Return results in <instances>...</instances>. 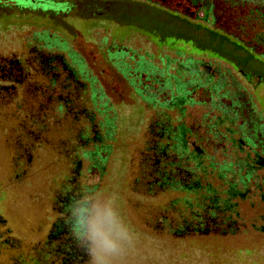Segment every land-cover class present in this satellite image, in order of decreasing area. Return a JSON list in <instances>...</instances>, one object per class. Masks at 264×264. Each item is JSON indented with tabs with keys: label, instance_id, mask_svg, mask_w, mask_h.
Returning <instances> with one entry per match:
<instances>
[{
	"label": "rangeland",
	"instance_id": "obj_1",
	"mask_svg": "<svg viewBox=\"0 0 264 264\" xmlns=\"http://www.w3.org/2000/svg\"><path fill=\"white\" fill-rule=\"evenodd\" d=\"M14 1L17 4L0 3V52L17 54L21 40L25 39L37 46L48 44L47 50L60 54L75 69L80 67L81 79L91 82L96 90L93 106L97 113L96 148L93 142L84 154L76 153L78 175L73 184L81 187L82 192L99 188L115 198L122 215L137 234L136 245L126 257V264H264V233L247 230L231 238H206L179 244L150 235L147 231L152 225L150 217L153 210L164 204V198L145 201L141 196L140 177L148 125L161 114L171 119L175 116L173 109H162L143 100L150 94L157 102L168 99L169 91L162 89L159 73L172 75L178 82L189 81L193 72L208 73L214 82L224 81L226 85L232 81L242 93V100L253 106V116L263 131L264 83L253 77L247 80L229 64L206 53H197L189 44L173 42L170 38L160 42L150 31L156 26L157 33L167 34L171 27H163L162 18L154 15L152 7H170L168 0L148 3L127 0L132 2L129 16L117 17L126 26L110 22L111 11L105 12L101 19L83 20L55 15L63 14L62 5L48 7L33 5L31 0ZM211 2L215 5L216 24L210 25V18L202 22L201 14L194 19L190 13L188 19L207 28L221 27L227 33L243 36L245 30L234 24L238 13L222 0ZM45 11L51 15L44 14ZM256 49L264 53V47L257 45ZM135 89L142 93H136ZM193 97L201 101L205 93L201 90ZM194 110L204 111L200 106ZM187 114L188 107H185L183 121L189 120ZM18 123L0 112V264H11L13 259L17 264H34L54 218L49 208L51 193L64 179L63 169L56 163L53 152L42 148L30 152L25 158L29 161L24 162L25 172L19 173L14 143L10 141ZM99 147L107 153H97ZM243 212L250 214L244 208Z\"/></svg>",
	"mask_w": 264,
	"mask_h": 264
},
{
	"label": "trees",
	"instance_id": "obj_2",
	"mask_svg": "<svg viewBox=\"0 0 264 264\" xmlns=\"http://www.w3.org/2000/svg\"><path fill=\"white\" fill-rule=\"evenodd\" d=\"M168 1L170 7L166 8L151 3L156 6L152 7L154 15L163 20V27H171L167 34L157 33L156 26L150 31L160 42L170 38L173 42L189 44L193 51L229 64L247 80L253 77L264 83V53L256 49L257 45L264 47V0H222L238 13L234 24L245 30V37L188 19L190 13L194 19L201 14L202 22L210 18V25L216 24L215 5L211 2L214 0ZM31 3L62 5L63 14L55 15L83 20L101 19L105 12L111 11L110 22L126 26L117 17L129 16L132 2L31 0ZM44 14L51 15L49 11ZM192 74L189 81L178 82L174 76L161 72L158 75L162 89L169 91L168 99L157 102L152 94L143 98L147 103L175 111L173 119L161 114L146 129L148 142L140 170L141 196L145 201L164 198V204L153 210L152 225L147 231L153 237L175 244L231 238L247 230L264 233L263 128L253 116V106L242 100V93L231 78V85H226L224 81L214 82L208 73ZM201 90L205 99H194L193 95ZM135 92L142 93L139 89ZM195 106L204 111L197 113ZM185 107H188V121H183ZM97 153L107 151L99 147ZM243 208L250 214H244ZM67 238L68 243L54 253L60 264H85L84 250L77 242L73 243L74 238Z\"/></svg>",
	"mask_w": 264,
	"mask_h": 264
},
{
	"label": "flooded vegetation",
	"instance_id": "obj_3",
	"mask_svg": "<svg viewBox=\"0 0 264 264\" xmlns=\"http://www.w3.org/2000/svg\"><path fill=\"white\" fill-rule=\"evenodd\" d=\"M0 3L17 4L14 0ZM48 46L25 39L17 54L0 52V112L19 122L10 139L19 173L25 172L30 152L40 148L53 152L64 173L61 184L51 193L49 208L54 218L34 264H60L54 253L68 243L67 237L74 238L63 213L69 199L82 192L73 184L78 175L76 153L85 152L93 142L96 148V90L91 82L81 79L80 67L75 69L60 54L47 50ZM11 264L17 263L13 259Z\"/></svg>",
	"mask_w": 264,
	"mask_h": 264
},
{
	"label": "clouds",
	"instance_id": "obj_4",
	"mask_svg": "<svg viewBox=\"0 0 264 264\" xmlns=\"http://www.w3.org/2000/svg\"><path fill=\"white\" fill-rule=\"evenodd\" d=\"M63 215L87 264H126L137 234L111 194L99 188L83 191L69 199Z\"/></svg>",
	"mask_w": 264,
	"mask_h": 264
}]
</instances>
